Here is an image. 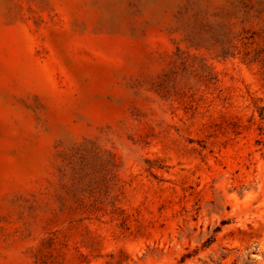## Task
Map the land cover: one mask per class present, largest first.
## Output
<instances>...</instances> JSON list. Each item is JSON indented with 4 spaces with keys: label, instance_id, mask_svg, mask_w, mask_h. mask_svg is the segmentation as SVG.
Segmentation results:
<instances>
[{
    "label": "rangeland",
    "instance_id": "374dc122",
    "mask_svg": "<svg viewBox=\"0 0 264 264\" xmlns=\"http://www.w3.org/2000/svg\"><path fill=\"white\" fill-rule=\"evenodd\" d=\"M0 264H264V0H0Z\"/></svg>",
    "mask_w": 264,
    "mask_h": 264
}]
</instances>
